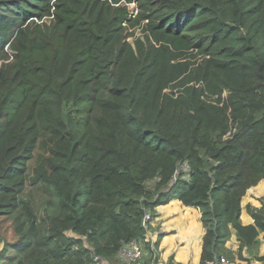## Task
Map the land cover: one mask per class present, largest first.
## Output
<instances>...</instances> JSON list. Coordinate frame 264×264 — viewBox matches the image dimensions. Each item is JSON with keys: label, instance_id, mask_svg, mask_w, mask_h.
Instances as JSON below:
<instances>
[{"label": "trees", "instance_id": "obj_1", "mask_svg": "<svg viewBox=\"0 0 264 264\" xmlns=\"http://www.w3.org/2000/svg\"><path fill=\"white\" fill-rule=\"evenodd\" d=\"M263 179L264 0H0V264H121L172 199L201 213V264H264V198L240 222Z\"/></svg>", "mask_w": 264, "mask_h": 264}, {"label": "crops", "instance_id": "obj_2", "mask_svg": "<svg viewBox=\"0 0 264 264\" xmlns=\"http://www.w3.org/2000/svg\"><path fill=\"white\" fill-rule=\"evenodd\" d=\"M261 198H264V179L260 180L254 187L248 189L241 199L240 222L242 225L254 224L248 208H260L262 205ZM155 211L156 214L146 234L153 242H156L160 237L158 245L159 263L164 264L169 259H172L174 263L201 264L200 257L205 228L200 220V211L194 207L184 206L177 199H172L167 204L156 207ZM258 239L260 245L257 255L264 256L263 233L260 231ZM239 244L235 230L232 231L231 228L230 237L225 242L224 247L236 255ZM244 256L246 259H249L250 264L262 263L251 258L247 252H244ZM103 263L110 264L106 261ZM232 263L244 264L245 262L235 257Z\"/></svg>", "mask_w": 264, "mask_h": 264}, {"label": "built area", "instance_id": "obj_3", "mask_svg": "<svg viewBox=\"0 0 264 264\" xmlns=\"http://www.w3.org/2000/svg\"><path fill=\"white\" fill-rule=\"evenodd\" d=\"M183 169L187 170V166L185 164L183 165ZM153 218L154 217H152L149 213H146L143 218L144 226L150 225ZM145 243H152V244L154 243L153 241H151L150 238H148L147 234L144 235L143 240H131L128 243L123 244L117 254L119 262L121 264L122 263L152 264V263H140V260L143 258L146 252ZM156 264H160L159 261ZM207 264H233V263H229L225 259L221 258L219 262L208 261ZM234 264H238V263H234Z\"/></svg>", "mask_w": 264, "mask_h": 264}, {"label": "rangeland", "instance_id": "obj_4", "mask_svg": "<svg viewBox=\"0 0 264 264\" xmlns=\"http://www.w3.org/2000/svg\"><path fill=\"white\" fill-rule=\"evenodd\" d=\"M127 8H128L129 13L131 14V16H134L137 13V7L134 3L128 4ZM134 33H135V36H140L141 35L140 27L136 28ZM127 40L132 42L133 37H128ZM10 55H11V52L9 53V56ZM29 193L31 194L30 199L32 201L33 211L38 212L40 214L41 208H42V202L44 200L43 194L39 195V194L35 193V190L28 188V192L26 195H28ZM11 227H12L11 226V220L9 218H6V217L0 218V252L4 248V241H5L4 238H6L7 242H10L13 240L12 234H11V232H12ZM232 231H234V230L232 229ZM149 256H150L149 251H146L143 258L140 260V263L147 262V260L149 259Z\"/></svg>", "mask_w": 264, "mask_h": 264}, {"label": "clouds", "instance_id": "obj_5", "mask_svg": "<svg viewBox=\"0 0 264 264\" xmlns=\"http://www.w3.org/2000/svg\"><path fill=\"white\" fill-rule=\"evenodd\" d=\"M131 3H134V2H131ZM130 4V3H129ZM135 4V3H134Z\"/></svg>", "mask_w": 264, "mask_h": 264}]
</instances>
